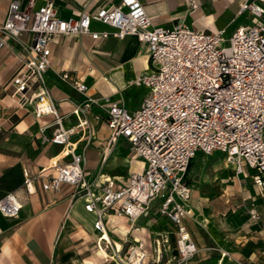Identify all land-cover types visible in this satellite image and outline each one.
Segmentation results:
<instances>
[{
  "label": "built area",
  "instance_id": "1",
  "mask_svg": "<svg viewBox=\"0 0 264 264\" xmlns=\"http://www.w3.org/2000/svg\"><path fill=\"white\" fill-rule=\"evenodd\" d=\"M188 4L199 8V0ZM246 12L252 15V24L227 37L225 28L199 31L183 21L173 27L156 26L141 0H122L117 6L69 18L61 17L52 1L35 10L24 8L21 0L10 4L0 26V49L13 51L17 58L9 82L13 95L22 105L33 103L37 117L54 116L55 128L44 141L68 148L66 153L71 156L69 163L55 165L56 173L43 182V188L58 191L67 183L74 187V196L86 199V210L97 215L94 228L100 232L98 249L106 263L146 264L150 255L145 243L133 239L124 247L117 246L107 234L104 217L117 214L135 222L150 214L156 199L159 214L176 228L178 263L195 255L198 248L185 224L192 192L186 176L199 152L221 151L238 173L248 166L264 195V0L243 2L239 14ZM94 21L110 29L94 30ZM72 34L95 40L134 35L146 46L150 67L132 83L146 86L149 93L137 110L130 111L109 98L101 101L87 96L74 105L78 124L64 126L45 74L51 64L50 44L58 36ZM63 78L68 80L70 75L65 73ZM75 87L81 92L88 89L81 82ZM93 104L105 111L110 129L107 146L124 137L134 156L146 163L142 171L130 173L120 188L110 178L89 182L85 155L71 143L75 134L92 136L86 115ZM31 180L26 179L28 190ZM21 209L14 192L0 199L5 217L19 218ZM156 241L160 245L168 239Z\"/></svg>",
  "mask_w": 264,
  "mask_h": 264
},
{
  "label": "crops",
  "instance_id": "2",
  "mask_svg": "<svg viewBox=\"0 0 264 264\" xmlns=\"http://www.w3.org/2000/svg\"><path fill=\"white\" fill-rule=\"evenodd\" d=\"M12 1L0 0V26ZM48 1L55 3L63 18L122 2L21 0L29 10ZM141 1L156 26L173 27L183 21L199 31L225 28L230 37L239 27L253 22L251 14H239L247 0H199L198 9L189 6L190 0ZM92 28L110 29L97 21ZM50 48L51 64L45 80L64 116L65 127L78 124L74 105L87 96L101 101L109 98L135 111L149 93L146 86L132 83L150 67L149 52L137 36L95 40L72 34L58 36ZM16 66L15 53L0 49V199L14 192L22 202L19 218L0 212V264H114L106 263L98 249L100 232L94 228L97 215L86 210V199L74 196V187L67 183L58 191L43 188V182L56 173L55 165L69 163L71 156L66 153L68 148L44 141L55 128L54 116L37 117L33 103L22 105L13 95L9 82ZM65 73L70 75L68 80L63 78ZM76 82L84 83L86 92L79 91ZM86 117L92 136L75 134L71 138L77 151L85 155L86 179L95 182L110 178L115 180V188H120L130 173L145 168V160L134 156L124 137L107 146L110 129L102 108L93 104ZM201 153L191 160L186 176L192 192L185 224L198 251L181 264H264V195L254 183V171L245 166L238 173L234 164L223 161L207 173V164L195 162ZM138 162H142L140 168ZM27 178L32 179L29 190ZM104 224L110 240L119 247L133 239L142 240L150 255L146 264H179L175 258L176 228L159 214L157 203L148 216L135 222L127 216L107 214ZM164 237L168 242L157 244L156 240Z\"/></svg>",
  "mask_w": 264,
  "mask_h": 264
},
{
  "label": "rangeland",
  "instance_id": "3",
  "mask_svg": "<svg viewBox=\"0 0 264 264\" xmlns=\"http://www.w3.org/2000/svg\"><path fill=\"white\" fill-rule=\"evenodd\" d=\"M219 30V29H218ZM200 31H204V29H201ZM213 32V31H212ZM226 36L227 37H229V35L228 34H226ZM223 161H226V162H228V160L225 158V156H224V154L221 152V151H219V150H214L212 153H210V154H204V153H201V154H199L198 156H197V158L195 159V162L197 163V164H199L200 162L202 163H204V165H206L207 164V166L208 167H206V169H205V171L207 172V173H210L209 171V168L210 167H216V166H218L220 163H222ZM141 163L142 162H138V168H140V166H141ZM193 171V170H192ZM191 176H192V174H191ZM158 201H159V199H156L155 201H153V203L154 204H156V203H158Z\"/></svg>",
  "mask_w": 264,
  "mask_h": 264
}]
</instances>
